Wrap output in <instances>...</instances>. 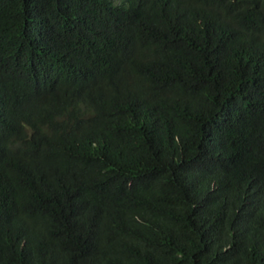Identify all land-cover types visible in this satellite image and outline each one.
<instances>
[{
  "label": "trees",
  "instance_id": "16d2710c",
  "mask_svg": "<svg viewBox=\"0 0 264 264\" xmlns=\"http://www.w3.org/2000/svg\"><path fill=\"white\" fill-rule=\"evenodd\" d=\"M0 264H264V0H0Z\"/></svg>",
  "mask_w": 264,
  "mask_h": 264
}]
</instances>
